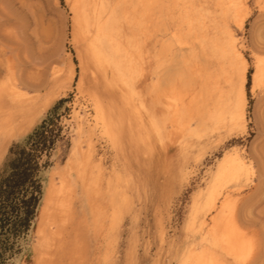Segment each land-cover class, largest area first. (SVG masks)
<instances>
[{
    "label": "rangeland",
    "instance_id": "obj_1",
    "mask_svg": "<svg viewBox=\"0 0 264 264\" xmlns=\"http://www.w3.org/2000/svg\"><path fill=\"white\" fill-rule=\"evenodd\" d=\"M71 1L0 0V177L14 145L22 144L61 98H68L60 111L64 129L43 182L44 196L53 182L52 194L68 198L71 210L64 202L63 210L54 213L58 223L64 217L60 229H67L63 234L59 229L61 238L57 234L50 242L39 238L38 213L15 264H180L192 245L201 246L203 234L192 222L202 213L214 217L220 231L234 228L250 247L243 260L208 244L217 264H264V85L253 88L252 81L256 58H264V0H246L238 15L240 26L236 19L230 21L247 64L245 119L235 126L229 117L219 125L207 118L217 87L229 88L211 47L219 34L211 22L219 15L215 0H126L131 30L144 50L135 86L146 106L140 117L138 100L127 103L123 91L110 85L91 61L87 39L74 36ZM192 3L209 9L204 14L206 49L201 44L204 31L183 20L184 7ZM91 93L102 98L116 122L117 145L103 138L91 120ZM165 95L185 107L184 125L205 120L208 129L201 137L188 135L184 126L171 127L160 102ZM76 107L84 117L82 134ZM151 112L164 126V140L150 126ZM76 140L81 148H74ZM88 144L93 148L89 180L99 176L98 162L103 167L100 192L96 184L81 183L78 167L70 162L73 152L86 151ZM236 150L244 154L250 171L239 180L218 183L216 207L209 209L217 168ZM228 193L231 200L223 208ZM114 199L119 204L115 218Z\"/></svg>",
    "mask_w": 264,
    "mask_h": 264
},
{
    "label": "bare ground",
    "instance_id": "obj_2",
    "mask_svg": "<svg viewBox=\"0 0 264 264\" xmlns=\"http://www.w3.org/2000/svg\"><path fill=\"white\" fill-rule=\"evenodd\" d=\"M71 2L74 20V36L87 39V49L91 61L95 67L103 73L110 85L119 87L123 91L122 93L127 103L135 101L136 99L138 100V103L136 104V112L138 117H140L143 109H145L146 106L143 99L137 97L138 92L136 91L135 86L141 71V64L144 60V50L141 47L139 40L135 38L134 32L131 30L133 24L132 18H129L127 9L125 8L126 0H72ZM245 2L246 0H215V11L217 13L219 12V15L213 16L211 18V22L216 24V32L219 33L217 34L219 36H215L214 40L211 42V47L212 53L216 55V58L221 60L220 63L223 68V73L227 75L226 82L229 84L227 91H223V86L217 87L216 104L214 106V110L207 117L217 125L223 123L227 117H229V123L232 126L243 123L245 119V107L247 104V64L242 46L238 42V38L231 27L230 22L231 19L234 18L237 20L239 26L243 23V20H238V15L239 11L245 6ZM192 4V6H188V8L184 7L182 12L184 13L183 20L184 23H187L193 27L197 26L198 29H202L204 31V37L201 38V44L202 47L206 49V37L208 33H205V27L207 23L204 21V14L209 9L203 4L199 6H197L195 3ZM148 10L149 8H147L146 12ZM138 11L140 12V10ZM190 12L194 13V19L190 17ZM161 33L163 34V32ZM184 43L185 42L183 40H180V44ZM158 58L164 59V56H158ZM254 67L255 70L253 72L252 81L253 88H256L264 85V58L257 57ZM70 70L71 74L73 75V67H71ZM237 75L240 76L239 81H237ZM159 86L162 87L161 85ZM90 102L93 110V119L91 120L94 122V125L100 128L101 133L104 135L103 138L106 136L112 143L117 145L119 143V136L116 131V122L110 115V111L103 102L102 98L96 93H91ZM160 102L164 105V112L165 115H167L166 120L171 122V127L173 129L184 126L185 132L188 135H196L197 137H201L208 129L205 120H202L197 126L194 127L188 122L186 125H184L185 121H183V116L185 113V107L183 105L181 106L182 103H175L171 101L170 96L165 95V97L161 99ZM74 112V116L79 123V133L82 134L84 129V117L78 107L74 109ZM149 118L151 128L157 133L161 140H164V126L156 118L153 112L150 113ZM79 138L81 137L79 136ZM81 143V140H76L74 148H81ZM92 151L93 148L90 144H88L87 150L82 151L80 154L78 149H76L73 152L72 157H70V162L74 166L76 165L78 167V179L81 181V183H86L89 185L96 184L98 186L95 185V189L100 192L101 183L99 181H103L102 177L104 175L102 172L103 167L101 163L98 162L95 165L99 172V176L95 177L93 181L89 180V178H91L90 175L93 173L92 171H89V165L93 161ZM225 158L226 160L218 166L214 181L209 188L207 202L209 209L216 207L215 202H217V197L215 199V195L217 192L216 186H218V183L225 179L239 180L242 175H245L250 171L249 163L247 162L244 154L240 153V151L236 150ZM63 178L68 184L67 177ZM52 183H48L46 187L43 204L38 212L39 219L36 227V233H39L40 235L39 238L41 237V239H47L49 242L50 240L48 238L54 237L57 234L59 235L60 232L58 231L61 227L59 223L65 222L63 217L60 218L58 223L57 220L54 219V213L59 210H63L62 207L65 203L71 210L67 201L68 198L63 201L59 197L55 196V194H52ZM108 184L110 186L112 185V179L108 181ZM63 185L65 186L66 183ZM55 186L57 185L55 184L53 189L57 188ZM59 187V191L61 188L63 190V187ZM56 195H58V193ZM70 197L73 198L72 196ZM230 200V194L228 193L223 200L222 207L229 205ZM113 201L115 208V212L113 214L115 218L117 216V212L119 211V204L118 201H115V199ZM63 212L64 211H61V214ZM65 217L68 219L66 215ZM209 218L210 217H208L205 213L197 214V216L193 218V229H199V231L203 234L201 246L198 249L195 245H192V247H190L182 257L180 264H217L215 257L212 255V253H210L209 248H207L208 244L221 246L223 250L227 251L230 256L235 258H244L247 250H249L250 247L248 248L246 242L241 240V235L239 236L236 231H232L234 229L233 227V229L231 228V231L227 230L228 227H225V231H220V227H217L218 223L215 224V218ZM70 220H68V223ZM71 223L72 222L70 221L69 225ZM67 224L65 225L67 226ZM63 229L65 230L67 227H64ZM63 229H60L62 230V234L65 232ZM237 230L239 229L237 228ZM58 235L57 237L60 236ZM54 239L56 238L54 237ZM46 245L48 246V244ZM46 245H44L45 248ZM50 247L52 246L50 245Z\"/></svg>",
    "mask_w": 264,
    "mask_h": 264
},
{
    "label": "trees",
    "instance_id": "obj_3",
    "mask_svg": "<svg viewBox=\"0 0 264 264\" xmlns=\"http://www.w3.org/2000/svg\"><path fill=\"white\" fill-rule=\"evenodd\" d=\"M68 98H61L42 123L10 151L5 174L0 177V264H15L44 197V173L52 165L63 126L60 114Z\"/></svg>",
    "mask_w": 264,
    "mask_h": 264
}]
</instances>
